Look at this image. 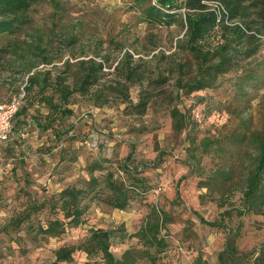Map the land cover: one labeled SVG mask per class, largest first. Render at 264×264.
<instances>
[{
    "label": "rangeland",
    "instance_id": "374dc122",
    "mask_svg": "<svg viewBox=\"0 0 264 264\" xmlns=\"http://www.w3.org/2000/svg\"><path fill=\"white\" fill-rule=\"evenodd\" d=\"M255 10L254 5L250 6L249 16L228 22L240 21L254 29L259 25L252 21L259 17ZM140 11L133 0H42L34 5L28 13L30 23L15 37L28 51L0 55V100L7 101L17 88L26 84L27 74L21 72L24 65L41 60L32 55L28 45L38 43L40 38L42 46L50 48L54 60L52 64L40 61L37 66V70L50 72L49 84L57 83L68 58L74 62L76 57L102 60L105 56L116 66L129 49L135 60L142 58L138 63L146 66L147 74L157 71L159 65L166 68L174 63L171 57L161 62V51L166 56L189 61V55L177 47L183 30L175 26L169 29L150 26L142 21ZM152 41L159 47L149 52ZM261 41L258 60L246 68L260 66L264 72V36ZM97 54L100 56L96 57ZM244 74L229 73L220 79L217 88L190 95L178 90L176 74L170 75L167 84L150 86L153 96L141 114L119 95H108L109 102L99 106L91 97L77 93L68 104L72 114L59 113L49 120L45 117L48 106L37 97L36 87L31 93L33 97L22 102L29 106L28 111L18 118L19 123L16 120L9 140L0 145V264H66L56 259L59 248L78 246L95 229L132 234L139 229L152 205H157L169 218L166 235L169 247L158 264H221L219 253L229 239H234L239 255L244 256V264L251 263L264 245V216L239 215L240 192L229 202L222 201L225 203L222 206L214 199L216 193L201 186L207 176L204 171L213 168L218 158L204 155L203 170L191 164L189 158L192 141L200 140L210 130L220 131L233 119L225 107L235 102L234 84ZM115 78L116 75L110 74L105 80L110 82ZM107 83L104 84L108 94ZM248 93L251 104L248 116L257 122L264 104V81ZM129 95L133 104H137L141 86L131 85ZM174 105L189 115V125L180 132L174 129L170 115ZM128 157L131 165L139 166L140 175L150 187L144 199L133 202L129 209H115L93 201L83 223L68 227L58 237L37 234L35 226L51 216L49 207L31 213L29 221L17 223L31 212L35 202L87 178L90 165L101 162L114 168L115 163ZM100 173L98 169L95 171ZM226 209L232 212L224 216ZM162 232L165 234V229ZM136 242L135 238L123 243L116 239L112 250L120 257ZM73 256L72 264H84L88 260L81 250H76Z\"/></svg>",
    "mask_w": 264,
    "mask_h": 264
},
{
    "label": "trees",
    "instance_id": "16d2710c",
    "mask_svg": "<svg viewBox=\"0 0 264 264\" xmlns=\"http://www.w3.org/2000/svg\"><path fill=\"white\" fill-rule=\"evenodd\" d=\"M41 1L0 0V42H6L0 44V55L13 54L18 50L28 51L15 40V37L30 23L31 18L28 17V13L31 8ZM133 1L141 9L142 21L150 26L168 29L175 26L183 30V37L177 40V47L179 51H185L189 55V61L183 58L176 59L173 55L166 56L165 52L161 51L162 58H159L161 62L171 57L174 58V63L166 68L159 65L157 71L147 74L146 66L138 63L142 58L135 60L129 49L124 51L116 66L109 63L105 56L102 60L95 57L87 59L76 57L74 62L68 58L63 63L65 71L60 72L57 83L49 84L50 72L37 70V66L40 61L52 64L54 60L49 54L50 48L42 46L40 38L38 43L28 45L32 55L40 57L41 60L29 62L21 71L28 77L23 87L26 93L23 101L33 97L31 93L37 87L39 94L37 97L48 106L49 112L45 117L49 120L59 113L72 114L73 111L68 104L77 93L91 97L99 106L109 102L108 95H119L123 102L134 105L133 108L141 114L145 112L153 96V89L150 86L167 84L174 74H176L175 83L178 90L182 89L184 93L190 95L196 91L217 88L221 83L220 79L229 73H245V76L240 77L234 84L237 90L235 102H230V106L225 107L233 119L224 124L220 131L210 130L200 140L192 141L189 158L191 164H195L200 170H203L201 163L204 155L212 154L215 159L218 158L213 168L204 171L207 176L201 186L216 193L214 199L222 206L225 204L222 201L229 202L237 192H240L242 195L239 215L255 213L264 216V104L260 119L253 122L248 116L251 104L247 100L250 88H255L258 83L264 81V72L260 66L246 68L256 63L259 58L261 38L264 36V2L261 0ZM212 1L221 2L223 5L224 9L220 14L211 8L209 3ZM253 5L259 16L252 18L253 24L259 23L254 29L247 28L240 21L235 24L228 22L249 16L248 9ZM151 44L153 47L148 49L149 52L159 47L156 41H152ZM110 74L116 75V78L108 82L105 77ZM104 83H107L110 89L108 94ZM133 84L141 86V95L137 104H133L129 95ZM47 90L52 92L47 94ZM20 91L19 87L13 95ZM28 107L26 103L21 104L15 115L14 127L16 120L19 123L18 118L28 111ZM170 115L173 127L178 132L190 123L189 115L182 112L177 105L171 107ZM213 132L216 135L212 134ZM131 164L132 161L128 157L124 161L115 163L114 168H108L101 162L90 165L87 178L66 186L41 202H35L31 206V212L26 213L19 220L17 218V223L29 221L32 219L31 213L49 207L51 216L35 227L37 234L50 238L61 236L68 227L80 226L89 204L93 201L115 209H129L133 202L144 199L150 190L148 181L140 175L139 166ZM97 169L101 171L100 174H95ZM231 212L232 210L226 209L224 216ZM168 222L167 214L157 205H152L136 232L123 234L113 229L92 230L87 240L78 246L59 248L56 251V259L72 264L74 252L81 250L87 254L88 260L84 264H101L98 258L103 264H158L162 254L169 247L166 236ZM210 224L214 225L211 222ZM164 229L165 234L162 232ZM133 238L137 239V242L125 249L120 257L116 256L112 250L116 239L123 243ZM243 260L244 256L239 255L234 239H229L225 249L219 253L220 263L244 264ZM248 264H264V245Z\"/></svg>",
    "mask_w": 264,
    "mask_h": 264
},
{
    "label": "built area",
    "instance_id": "2783aa9c",
    "mask_svg": "<svg viewBox=\"0 0 264 264\" xmlns=\"http://www.w3.org/2000/svg\"><path fill=\"white\" fill-rule=\"evenodd\" d=\"M209 4L213 10L218 12V14L224 9L221 2L212 1ZM25 95L26 93L22 87L21 91L18 94L13 95L9 100H0V145L9 140L14 129L15 115L19 110ZM196 116L199 117L200 114L197 113Z\"/></svg>",
    "mask_w": 264,
    "mask_h": 264
}]
</instances>
